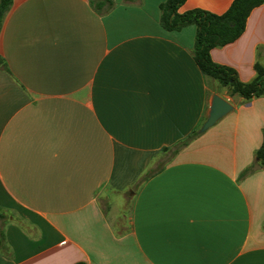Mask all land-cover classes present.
<instances>
[{
    "label": "crops",
    "instance_id": "0c3cea01",
    "mask_svg": "<svg viewBox=\"0 0 264 264\" xmlns=\"http://www.w3.org/2000/svg\"><path fill=\"white\" fill-rule=\"evenodd\" d=\"M166 1H13L0 32V264H264V168L241 176L263 142L264 95L205 75L197 26L165 29ZM210 54L251 81L264 3ZM215 94L234 108L200 132Z\"/></svg>",
    "mask_w": 264,
    "mask_h": 264
},
{
    "label": "trees",
    "instance_id": "16d2710c",
    "mask_svg": "<svg viewBox=\"0 0 264 264\" xmlns=\"http://www.w3.org/2000/svg\"><path fill=\"white\" fill-rule=\"evenodd\" d=\"M14 0H0V32L4 20L12 9ZM186 0H167L161 5V25L167 30H179L188 25H196V40L194 46V59L205 74L221 85H230L232 93L240 94L244 99L264 95V64L257 61L255 64V77L249 82H242L235 69L218 64L211 58V50L221 47L239 38L246 28V22L251 11L264 3V0H233L230 7L223 14H215L200 8L179 13V7ZM94 8L101 12L103 8L111 5V0H91ZM263 53L260 51V56ZM0 64L6 68L0 55ZM199 133L194 131L187 139L178 145L181 147L189 143ZM264 168V131L263 142L256 152L255 162L241 173V176ZM5 214L0 212V220Z\"/></svg>",
    "mask_w": 264,
    "mask_h": 264
},
{
    "label": "water",
    "instance_id": "95a60500",
    "mask_svg": "<svg viewBox=\"0 0 264 264\" xmlns=\"http://www.w3.org/2000/svg\"><path fill=\"white\" fill-rule=\"evenodd\" d=\"M234 106L222 96L215 94L213 96L212 104L209 110V114L202 127L200 132H205L210 127H212L218 120L232 111Z\"/></svg>",
    "mask_w": 264,
    "mask_h": 264
},
{
    "label": "rangeland",
    "instance_id": "374dc122",
    "mask_svg": "<svg viewBox=\"0 0 264 264\" xmlns=\"http://www.w3.org/2000/svg\"><path fill=\"white\" fill-rule=\"evenodd\" d=\"M111 198H112V201H116V202L120 200V198L118 196H112ZM110 218H112V219L114 218L113 213L110 214Z\"/></svg>",
    "mask_w": 264,
    "mask_h": 264
}]
</instances>
